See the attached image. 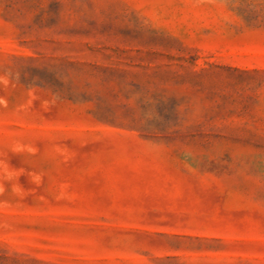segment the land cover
Segmentation results:
<instances>
[{"label":"rangeland","instance_id":"rangeland-1","mask_svg":"<svg viewBox=\"0 0 264 264\" xmlns=\"http://www.w3.org/2000/svg\"><path fill=\"white\" fill-rule=\"evenodd\" d=\"M0 264H264V0H0Z\"/></svg>","mask_w":264,"mask_h":264}]
</instances>
